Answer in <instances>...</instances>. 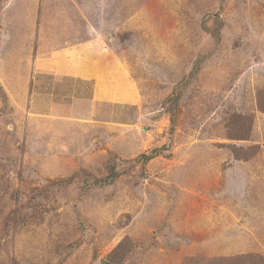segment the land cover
<instances>
[{
  "label": "rangeland",
  "instance_id": "374dc122",
  "mask_svg": "<svg viewBox=\"0 0 264 264\" xmlns=\"http://www.w3.org/2000/svg\"><path fill=\"white\" fill-rule=\"evenodd\" d=\"M0 264H264V0H0Z\"/></svg>",
  "mask_w": 264,
  "mask_h": 264
},
{
  "label": "crops",
  "instance_id": "0c3cea01",
  "mask_svg": "<svg viewBox=\"0 0 264 264\" xmlns=\"http://www.w3.org/2000/svg\"><path fill=\"white\" fill-rule=\"evenodd\" d=\"M109 65H111L110 64V62H107ZM111 67L112 68H114V65H111ZM71 72H72V70H70ZM66 73H68V72H66ZM63 74H65V73H63ZM89 74V73H88ZM91 75H93L94 76V78H95V83H94V87H93V90L95 91V89L100 85V84H102L100 81H99V79H100V76H101V74H99V75H94V74H91ZM99 78V79H98ZM95 94H96V91H95ZM94 99L95 98H91L90 99V102H91V104H89V101L87 100L86 102H87V104H88V109L87 110H84V109H82V111L83 112H87L89 115L91 114H94V106H93V101H94ZM102 101L103 102H108V100H107V95H105L104 97H103V99H102Z\"/></svg>",
  "mask_w": 264,
  "mask_h": 264
},
{
  "label": "trees",
  "instance_id": "16d2710c",
  "mask_svg": "<svg viewBox=\"0 0 264 264\" xmlns=\"http://www.w3.org/2000/svg\"><path fill=\"white\" fill-rule=\"evenodd\" d=\"M153 155H154V152H152V154H150V155H148V154H146V153H143V154L139 155V156L137 157V159H142L143 162H145V161L149 160L151 157H153ZM109 176H113V175H109ZM113 177H114V176H113ZM113 177H112L111 179H113Z\"/></svg>",
  "mask_w": 264,
  "mask_h": 264
}]
</instances>
